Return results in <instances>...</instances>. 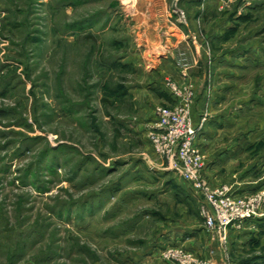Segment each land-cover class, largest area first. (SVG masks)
Returning <instances> with one entry per match:
<instances>
[{"label": "rangeland", "instance_id": "1", "mask_svg": "<svg viewBox=\"0 0 264 264\" xmlns=\"http://www.w3.org/2000/svg\"><path fill=\"white\" fill-rule=\"evenodd\" d=\"M176 1L168 15L186 25ZM237 1L225 0L227 12ZM239 1L227 58L206 77L211 90L217 78L211 100L235 108L217 133L219 149H233L214 165L203 156L204 174L234 196L253 184L245 194L258 204L221 244L201 198L155 154L153 123L138 125L162 79L191 92L157 75L138 43L135 25L149 19L133 11L138 0H0V264H145L161 245L149 263L178 264L166 257L177 248L205 264H264V0Z\"/></svg>", "mask_w": 264, "mask_h": 264}, {"label": "crops", "instance_id": "2", "mask_svg": "<svg viewBox=\"0 0 264 264\" xmlns=\"http://www.w3.org/2000/svg\"><path fill=\"white\" fill-rule=\"evenodd\" d=\"M213 1L177 0L179 7L185 10L188 15L189 23L186 25L178 24L172 21V18L170 19L168 15L169 0H138L133 7V11H136V13H140V11L149 13V19L145 21L139 20L135 27L138 28V43L144 47L145 52H152L150 54L157 61L153 68L156 74L161 75V77H171L176 84L180 83L179 85L190 90L195 95L191 108L192 122L195 127L200 124L203 117H206L196 143L203 156L207 159V165H214L218 156L224 155V152H230L231 154L233 149L229 146L227 149H219L221 146L217 143L220 135L217 133L237 118L235 111H233L235 108L232 106L226 111L225 107L222 109V103H215L214 99L211 100L213 92L215 94L219 90L215 84V79L217 78L213 79L211 90L209 81L206 82V77L212 71L214 77L220 74V70H218L221 67L220 61L223 58H227L226 51L221 50V46L225 48L227 32L232 31V28L237 25L236 22L240 18L239 13L242 8L238 0L236 5L231 8L232 10L229 9V12H227V7L223 5L225 0H215V2H218V6L213 5ZM214 50H218L219 53H215ZM182 57L185 58L186 66H183L180 61ZM163 62H167L168 66H164ZM160 83L153 87L157 94L155 102L140 104V109L145 113L141 116L138 125L143 127V129L154 122V109L157 105L174 104L172 102L175 101V98L169 86L163 79ZM207 87L209 88L207 89ZM158 101L166 103H158ZM244 172L250 173L243 180L252 181L253 173L251 168ZM205 174L215 185L206 171ZM250 185L253 184H238L237 194L248 193L254 188L249 187ZM175 236H177L175 230L167 233L165 235V244L171 243ZM161 247L163 246L161 245ZM161 247H157L155 251L153 249L152 253L148 254L149 256L145 257V253H143L140 257L141 261L143 263L146 262L145 264H155L149 263L151 262L149 257L154 258L156 254L158 255V248L160 249ZM187 247L195 253L200 252L199 245L191 244ZM146 250L150 251L151 249ZM133 261L130 263L134 264L135 262Z\"/></svg>", "mask_w": 264, "mask_h": 264}, {"label": "built area", "instance_id": "3", "mask_svg": "<svg viewBox=\"0 0 264 264\" xmlns=\"http://www.w3.org/2000/svg\"><path fill=\"white\" fill-rule=\"evenodd\" d=\"M175 14L183 22V13L176 11ZM169 88L177 103L154 109V122L148 135L150 144L155 154L168 161L169 166L178 171L201 198L204 226L224 244L228 242V229L233 227L239 230L255 216L258 196H234L228 187L214 185L208 179L204 174L203 154L196 143L205 119L195 127L190 116L191 92L184 98L183 89L174 84ZM166 254V257L177 260L178 264H205L177 248L169 249Z\"/></svg>", "mask_w": 264, "mask_h": 264}, {"label": "bare ground", "instance_id": "4", "mask_svg": "<svg viewBox=\"0 0 264 264\" xmlns=\"http://www.w3.org/2000/svg\"><path fill=\"white\" fill-rule=\"evenodd\" d=\"M133 2L135 1V0H132Z\"/></svg>", "mask_w": 264, "mask_h": 264}]
</instances>
